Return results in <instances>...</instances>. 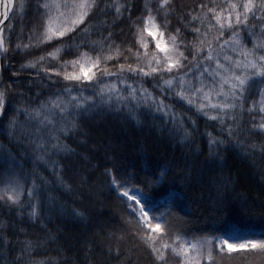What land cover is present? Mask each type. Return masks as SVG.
<instances>
[{
	"label": "snow or ice",
	"instance_id": "1",
	"mask_svg": "<svg viewBox=\"0 0 264 264\" xmlns=\"http://www.w3.org/2000/svg\"><path fill=\"white\" fill-rule=\"evenodd\" d=\"M18 23V36L27 27L28 38L13 44ZM0 61L4 72L11 69L6 80L0 75V132L8 136V145H0V212L12 217L0 229V249L11 254L8 264H65L69 259L68 249L58 242L59 229H49L51 221L42 214L35 168L37 162L49 166L63 187L73 191L63 180V165L53 157L75 152L66 140L80 132L79 117L97 104L126 110L130 119L145 108L161 113L169 135L185 143L192 127L185 120L188 113L176 111L162 97H175L189 111L214 121L221 135L206 133L209 158L203 167L185 163V181L194 180L193 173L201 176L205 168L222 170L217 156L229 147L264 156V0H0ZM25 72L28 78L21 75ZM31 77L48 88L60 87L45 95ZM149 79L154 91L145 87ZM84 87H91L92 95H85ZM17 148L23 151L21 159ZM29 155L31 180L24 168ZM174 163L129 166L115 153L106 156L104 184L121 205V222L97 224L103 237L98 243L77 241L76 252L83 256L73 264H97L94 249L116 264H136V246L125 247L129 235L150 264L264 257V232L228 227L189 237L172 226L178 193L169 190L154 203L150 190L164 184ZM76 178L79 199H85L88 182L79 174ZM39 180L46 184L43 177ZM230 183L222 175L217 192ZM213 203L217 211H225L223 196ZM87 211L79 205L66 209L71 218L85 221L90 219ZM29 223L33 227L21 226Z\"/></svg>",
	"mask_w": 264,
	"mask_h": 264
},
{
	"label": "trees",
	"instance_id": "2",
	"mask_svg": "<svg viewBox=\"0 0 264 264\" xmlns=\"http://www.w3.org/2000/svg\"><path fill=\"white\" fill-rule=\"evenodd\" d=\"M132 2L142 4L143 0H132ZM185 2L190 3L191 0H185ZM25 19L27 20V17ZM19 30L18 23L17 30L13 32V44L17 39L27 42L28 28H24L22 37L18 36ZM118 36L119 39H123L122 34H118ZM29 52L39 55L38 52L32 53L31 49ZM9 55L11 56V53ZM15 60L16 64L22 63L19 54ZM36 70L29 69L31 72ZM0 75H3L5 80L11 75V69L8 72L3 71V61H0ZM21 75L28 78L27 72L21 73ZM44 75V73H40V76ZM31 78L40 84L45 95L53 91L54 88L60 87V85H53V88H48L40 83L39 77ZM63 83L61 80V84ZM89 83L83 81L84 85ZM145 87L149 91L155 90L150 79L145 83ZM82 91L85 95H92L91 87H84ZM162 98L176 111L187 112L188 116L192 117L189 120L188 116H185L187 124L192 125L188 142H182L179 137L173 139L169 135V129L165 127L161 113H154L145 108L137 119H130L126 110L117 111L115 107L108 108L105 105L97 104L79 117L80 132L75 136H69L66 140V143L73 147L75 152L53 157L63 165L61 168L62 177L65 183L72 185V192H69L58 181L56 172H53L44 163L37 162L38 166L35 171L38 177L37 182L41 183L42 214L45 219L51 221L48 224L49 229H59L58 242L68 249L66 255L69 259L65 261V264H73L74 259L83 256V253L76 252V249L79 248L77 241L88 239L95 244L103 238L102 233L96 227L97 224L103 227L105 222L108 224L121 222V205L104 184L105 158L112 153L126 160L129 166L148 162L151 165L160 164L167 167L169 162H175L164 184L152 188L150 194L153 202L159 203L161 197L166 196L169 190L178 193L176 199L179 207L173 211L169 222L175 229L186 233L189 237L205 233H219L228 227L242 232L257 234L264 232V156L258 152L255 155H246L241 150L229 147L217 156L218 159H222V170L205 168L201 176L193 173L195 179L185 181L182 179L181 173V167L185 163L192 168L203 167L204 162L209 158L206 133L212 132L216 136L221 133L214 121L195 113L194 110L189 111L183 101L175 97ZM168 123L171 124L170 119ZM256 139L258 142V138ZM0 145H8L6 131L0 132ZM16 151L20 153L17 158L21 159L23 151L20 148H17ZM32 165L33 160L29 155L27 163L24 164L25 170L30 174L29 180L32 179ZM76 174L88 182L83 186L86 193L85 199H79L78 190L81 185ZM142 174L139 173L138 178ZM222 175L229 177L231 183L226 189L221 188L218 193L216 187ZM39 177H43L46 184L41 182ZM185 183L188 184L187 187H185ZM50 196L53 198L52 201L48 200ZM219 196H223L226 202L224 212L217 211L216 205L213 203L214 199H218ZM76 205L86 208L88 211L85 215L90 219L87 221L75 220L67 215L66 209ZM5 212L6 210L0 212V229L5 226V223L12 220L11 216L4 214ZM91 217H94V220ZM36 224H39V220L36 221ZM21 226L33 227L30 223ZM134 245L137 248L133 254L136 264H150V258L144 249L129 235L125 240V247L130 248ZM74 252H76L75 256H73ZM44 254L48 255V253ZM51 254L55 255V253ZM93 256L97 264H116L115 261L106 260L98 250H93ZM10 259L11 254L4 253V250L0 249V264H8ZM81 264H87V262L81 261ZM219 264H264V257L233 255L231 258L220 260Z\"/></svg>",
	"mask_w": 264,
	"mask_h": 264
},
{
	"label": "rangeland",
	"instance_id": "3",
	"mask_svg": "<svg viewBox=\"0 0 264 264\" xmlns=\"http://www.w3.org/2000/svg\"><path fill=\"white\" fill-rule=\"evenodd\" d=\"M227 251V250H226Z\"/></svg>",
	"mask_w": 264,
	"mask_h": 264
}]
</instances>
